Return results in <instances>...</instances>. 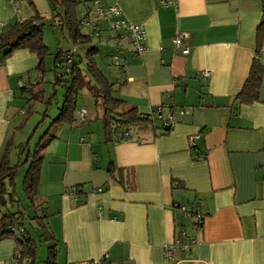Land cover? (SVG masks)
<instances>
[{
  "label": "crops",
  "instance_id": "0c3cea01",
  "mask_svg": "<svg viewBox=\"0 0 264 264\" xmlns=\"http://www.w3.org/2000/svg\"><path fill=\"white\" fill-rule=\"evenodd\" d=\"M17 1L0 0V34L30 12L21 1L17 12ZM104 1L145 27L148 47L140 56L123 53L113 93L141 115L162 109L174 117L176 107L188 114L167 136L148 131L124 143L107 142L104 111L91 107L82 125L54 128L40 201L63 252L58 263L107 257L109 264H264V75L258 101L236 100L256 58L261 0H175L172 7ZM178 31L190 34L186 55L174 50ZM259 60L264 64V41ZM37 62L26 49L0 61V153L13 141L24 77ZM78 185L87 193L82 204L72 193ZM181 204L196 215L185 218ZM179 223L197 244L168 261L165 246L178 237ZM16 247L12 238L0 240V264H13Z\"/></svg>",
  "mask_w": 264,
  "mask_h": 264
},
{
  "label": "trees",
  "instance_id": "16d2710c",
  "mask_svg": "<svg viewBox=\"0 0 264 264\" xmlns=\"http://www.w3.org/2000/svg\"><path fill=\"white\" fill-rule=\"evenodd\" d=\"M21 2L30 6V12L26 16L18 18L17 22L7 33L0 34V53H5L3 58L5 60L18 50H29L38 58L37 68L44 69V67L42 68L43 61L48 54V48L44 44L42 33L44 17L37 11L33 0H21ZM47 2L53 17L52 21L65 26L75 44L92 41L94 31H90L88 34L81 31L80 18L77 15L79 0H47ZM261 2L262 18L256 28V58L253 61L247 81L237 93L236 100L238 104H251L259 100V91L264 75V64L259 60L264 41V0H261ZM67 52L60 50L55 61L54 73L56 81L54 84L63 85L66 88L62 104L59 106L58 115L53 119L50 127L41 136L33 149L28 144L20 146V154L25 158L22 164L21 162L17 165L10 164L13 141H7L0 153L1 204L7 205L6 196H9L12 202H17L15 200L16 179L20 174L21 168L24 167L26 172L23 178V192L31 207L36 209L33 216L31 212L26 211L25 213L18 210L17 212L3 214L0 217V240L12 238L17 243L13 264H40L42 262L39 261L40 257H38V243L26 227V220L34 231H40L41 229L42 238L44 241L49 242L47 258L43 263L58 264V241L46 221L50 215L40 201L43 153L56 138L53 132L56 126L74 125L77 122V100L84 91H91L95 103L103 108L107 142H128L135 135L148 131L153 132L155 137L167 136L173 127L167 125L170 115H164L162 109L156 110L151 115H141L135 107L125 108L124 101L113 96L116 83L111 82L98 66L95 60V54L99 52L97 46H93L85 52V61L83 59L77 61L74 57L77 54V50L68 56L70 59L66 57ZM1 61L3 62V60ZM82 63L83 67L81 66ZM190 146L191 151H194L195 146ZM109 170L111 174H114V168ZM94 191L102 193L104 188H98ZM72 193L78 199V204L85 202L84 199L87 193L83 189V185L75 186ZM37 209L40 210V214H37ZM190 213L192 216L196 215L193 211H190ZM177 231H179V236L182 231H185V224H177Z\"/></svg>",
  "mask_w": 264,
  "mask_h": 264
},
{
  "label": "rangeland",
  "instance_id": "374dc122",
  "mask_svg": "<svg viewBox=\"0 0 264 264\" xmlns=\"http://www.w3.org/2000/svg\"><path fill=\"white\" fill-rule=\"evenodd\" d=\"M21 1V0H19ZM78 13L77 15L81 18V15L87 13L88 9L93 5L90 0H79ZM43 5L46 6L47 10H43ZM43 5L36 6V9L44 17L43 19V40L44 44L48 48V54L45 56L43 61L44 69H38L37 67L25 74L24 80L27 82L26 86L28 87L27 92L23 93L24 100L22 102L21 110L25 113L13 124L14 125V135H13V146L10 153V164L17 165L18 163L24 162L25 158L20 154V146L27 145L33 149L41 136L45 131L50 127L52 121L58 115L59 106L62 104L63 94L66 91V88L63 85L54 84L56 81L55 78V61L56 56L60 50L64 51H73L77 50V54L74 56L77 61L83 59L86 60L85 52L93 47L97 46L99 52L95 54V60L98 66L103 70L107 78L112 82L115 80V71H117V66H114V55L118 54L116 48V41L111 39L109 36L114 34L113 30L103 31L99 29L94 32L92 35V41L89 43L75 44L71 39L65 26L60 25L58 22H53L51 12L48 11V2L43 0ZM28 8L30 6L28 5ZM45 8V9H46ZM82 33L88 34L90 31L87 28H81ZM0 61L4 60L5 53H0ZM38 59V58H37ZM38 65V62H37ZM83 67V63L81 65ZM29 82V83H28ZM117 98L118 93H113ZM181 104H184L181 102ZM79 108H85L88 112V107L92 108L95 113L101 115L103 113L102 106L98 107L94 104V97L91 91H84L82 95L78 98L77 111ZM181 107H176V111H173V116L177 120L184 115L180 114ZM21 111V112H22ZM172 113L170 110L168 114ZM185 117V116H184ZM86 120V119H85ZM84 120V121H85ZM84 121L77 120V124L82 125ZM55 130V129H54ZM53 130V131H54ZM26 169L21 168L20 174L16 179V192L15 200L17 202H12L9 196H6L7 205H2L0 202V217L3 214H8L10 212H31L32 216L35 214L33 207L29 204L23 192V178L25 175ZM37 213L40 214V210L37 209ZM26 227L30 230L31 236L38 243V257H40V264H44L47 258V252L49 248V242L44 241L41 236L40 231H34L30 223L26 220ZM63 256V252L59 253V257ZM62 264V261L59 259V263Z\"/></svg>",
  "mask_w": 264,
  "mask_h": 264
},
{
  "label": "built area",
  "instance_id": "2783aa9c",
  "mask_svg": "<svg viewBox=\"0 0 264 264\" xmlns=\"http://www.w3.org/2000/svg\"><path fill=\"white\" fill-rule=\"evenodd\" d=\"M93 5L88 9L87 13L81 15L80 26L87 28L89 31H98L99 29L113 30L116 34L114 40L116 41L118 54L114 55V66H122V57L124 52H128L132 56H140L147 49L146 44V32L143 25L134 24L130 22L124 15L122 8L117 3L108 4L104 0H90ZM21 4L17 3L15 10L20 12ZM175 0H161L160 5L162 7L175 6ZM123 40L128 41L130 44L128 48H125ZM190 40V34L184 31H178L173 40L174 50L181 51L186 55L189 53L188 42ZM162 49V48H161ZM73 51L67 52L66 57L72 54ZM69 58V57H68ZM70 59V58H69ZM202 76L207 78L210 76V71H203ZM24 112H22L23 114ZM181 115L188 114L185 108L180 111ZM77 119L84 121L87 118V111L85 108H79L76 113ZM177 120L174 117H170L167 125L174 126ZM195 136L189 138L190 145L195 146ZM178 210L187 218L192 216L190 210L185 205H178ZM197 244V240L187 235L186 231H182L173 243L165 246L164 255L166 260H173L175 254L178 251H189L193 246ZM66 264H109L107 257L97 259H87L78 261H68ZM174 264V263H169Z\"/></svg>",
  "mask_w": 264,
  "mask_h": 264
}]
</instances>
